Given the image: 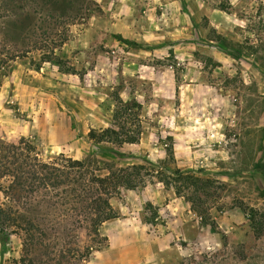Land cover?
<instances>
[{"label": "rangeland", "instance_id": "obj_1", "mask_svg": "<svg viewBox=\"0 0 264 264\" xmlns=\"http://www.w3.org/2000/svg\"><path fill=\"white\" fill-rule=\"evenodd\" d=\"M218 1L0 5V136L100 175L146 161L210 181L198 200L207 221L161 183L122 189L98 237L43 214L31 252L0 234V264H264V232L249 220L264 213V0ZM115 94L140 104L144 127L118 149L87 137L111 125Z\"/></svg>", "mask_w": 264, "mask_h": 264}, {"label": "trees", "instance_id": "obj_2", "mask_svg": "<svg viewBox=\"0 0 264 264\" xmlns=\"http://www.w3.org/2000/svg\"><path fill=\"white\" fill-rule=\"evenodd\" d=\"M12 4L14 0H7ZM183 4L185 0H182ZM6 0H0V5ZM225 10L228 0L213 5ZM2 8V7H1ZM43 62L56 64L63 72H69L55 55H43ZM140 104L135 100H124L114 96L112 122L109 127L92 128L87 137L94 143L110 144L116 149L135 145L144 131L140 116ZM117 151V150H116ZM167 156L172 159L170 150ZM256 171L261 167L255 168ZM2 182L6 186H2ZM209 180L201 179L179 169L165 171L147 163L119 167H107L104 175L96 174L80 160L58 157L42 158L35 143L24 136L17 142H9L0 136V190L7 199L0 205V234L21 235L23 248L31 252L36 238L45 235L48 228L39 224L40 215L57 217V224L71 217L72 222L84 228L88 235L99 236L98 229L106 221L118 217L112 207L111 198L120 190H138L147 185L161 183L172 189L178 197L190 202L191 208L204 220L201 196L209 189ZM251 212L249 220L256 233L264 232V213ZM27 264H34L28 256ZM21 261L24 259L21 257ZM19 260L17 264H24Z\"/></svg>", "mask_w": 264, "mask_h": 264}]
</instances>
